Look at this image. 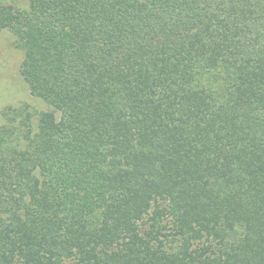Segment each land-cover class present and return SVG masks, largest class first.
<instances>
[{"label": "trees", "instance_id": "obj_1", "mask_svg": "<svg viewBox=\"0 0 264 264\" xmlns=\"http://www.w3.org/2000/svg\"><path fill=\"white\" fill-rule=\"evenodd\" d=\"M5 1L0 264H264V0Z\"/></svg>", "mask_w": 264, "mask_h": 264}, {"label": "rangeland", "instance_id": "obj_2", "mask_svg": "<svg viewBox=\"0 0 264 264\" xmlns=\"http://www.w3.org/2000/svg\"><path fill=\"white\" fill-rule=\"evenodd\" d=\"M4 3L12 4L16 8H27L29 0H7ZM15 36L8 28L0 30V122L1 111L6 106H20L28 104L29 110L35 113L46 110L48 104L31 93L24 80L20 65L23 51L15 43ZM37 115L33 117L36 121Z\"/></svg>", "mask_w": 264, "mask_h": 264}]
</instances>
